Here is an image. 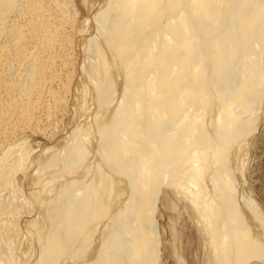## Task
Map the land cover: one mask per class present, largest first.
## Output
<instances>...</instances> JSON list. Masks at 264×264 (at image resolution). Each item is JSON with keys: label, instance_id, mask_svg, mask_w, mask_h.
<instances>
[{"label": "bare ground", "instance_id": "1", "mask_svg": "<svg viewBox=\"0 0 264 264\" xmlns=\"http://www.w3.org/2000/svg\"><path fill=\"white\" fill-rule=\"evenodd\" d=\"M84 2L82 22L69 2L0 0V264H160L156 203L170 197L203 264H264L245 180L264 122V0ZM67 27L88 44L87 75L70 80L63 134L32 145Z\"/></svg>", "mask_w": 264, "mask_h": 264}, {"label": "rangeland", "instance_id": "2", "mask_svg": "<svg viewBox=\"0 0 264 264\" xmlns=\"http://www.w3.org/2000/svg\"><path fill=\"white\" fill-rule=\"evenodd\" d=\"M66 1H68L69 4L71 3L70 5L72 6L67 5L68 2ZM83 2L84 0H70V1L69 0H62V1L59 0L60 4L62 5L65 4L68 6V7L66 6V10L65 9L63 10L64 14L67 15V9H68L69 12L71 13V14L69 13L70 16L77 15L82 22H85L87 11L84 5L85 2L84 3ZM73 11L76 13H74ZM70 35H71V29L67 27L65 29L64 35L62 36V39H61L62 42L60 41V44H59L60 47L57 46L59 50L57 49V47L55 49L57 63H55L56 67H55V70L53 71L54 72L56 71L57 73L52 72V74H54L52 76H55L56 74V76L53 78L51 82L52 85L50 84L52 88L49 85V88H50L48 89L49 94H47V96L45 97L46 100L45 99L43 100L44 103L42 102V106H43V107L41 106L42 109H40L37 113V121H38L36 122L37 124L34 125V127L32 128L33 130H29L24 134V138L27 139L28 141L30 140L29 142L32 145H35V144H41L44 146L50 145V143L54 141L56 136L58 137L60 136L61 133L63 134L67 119L69 115L71 114L73 106L75 105V101H76L75 100L76 95L73 92L70 93V90H69L71 86L70 80H72V83L75 86V88H78L79 86H81L82 82L86 78V75H87L86 70L88 68V63H86L88 62V55H87L88 54L87 53L88 44L83 40L81 41L83 43H81L78 40V38H74V36H70ZM66 36H68L69 38L71 37V39H73L74 41V42L72 41V43H74L75 45L77 43L80 44V45L78 44L76 45L78 50H76L77 48L75 47L74 44L72 46V44L69 41L68 42L66 41L67 39H69ZM63 40H65V42ZM60 50L62 52H59ZM56 52H58L57 54H61V55H58L59 56L58 57ZM58 59L61 63L58 61ZM62 64H63V67H62ZM59 71H61L62 74L59 73ZM57 74L62 75V76H58ZM59 77H61V80H57V79H60ZM54 79H56L55 82H54ZM67 85L68 87H66ZM53 88L56 91H54ZM49 91H51V93ZM58 93L60 95H58ZM55 98L56 100H54ZM45 105L46 107H48V113L46 111L47 108L45 107ZM54 134L56 136H54ZM17 137H19V135ZM0 157H1V153H0ZM250 158H251L249 161L250 163L248 164L247 170H246L245 180L247 181V184L249 185L253 193H255L257 200L259 201L260 205H262V208L264 209V122L261 125V128L257 133L255 144L253 146V150L251 152ZM155 217L158 222L159 234L161 235V238H162L161 239V249L162 250H161L160 264H177L176 258L171 252L170 245H171L172 238H173L171 234H173L174 236L176 235V238H177L176 245H178V249H180V253H183L181 255L183 259L185 260L186 264H200V263L203 264L204 262L203 252L204 251H203V246H202L203 245L202 240L197 232L196 226L192 224L189 217L186 215L183 206L177 201V199L170 197V203H168L166 206H165V202L158 201L156 203Z\"/></svg>", "mask_w": 264, "mask_h": 264}]
</instances>
